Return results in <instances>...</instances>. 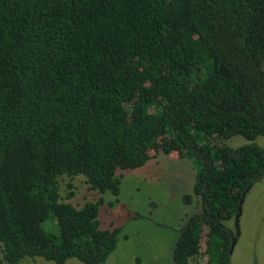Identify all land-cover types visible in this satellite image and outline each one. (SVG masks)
<instances>
[{
  "label": "trees",
  "instance_id": "16d2710c",
  "mask_svg": "<svg viewBox=\"0 0 264 264\" xmlns=\"http://www.w3.org/2000/svg\"><path fill=\"white\" fill-rule=\"evenodd\" d=\"M260 134L264 0H0L7 264L36 255L104 262L121 228L100 227L102 193L115 195L112 205L117 170L160 153L199 161L181 195L198 210L173 242V264H228L234 235L223 220L264 174ZM233 135L247 142L227 144ZM78 173L97 191L79 206L62 198L59 181Z\"/></svg>",
  "mask_w": 264,
  "mask_h": 264
},
{
  "label": "rangeland",
  "instance_id": "374dc122",
  "mask_svg": "<svg viewBox=\"0 0 264 264\" xmlns=\"http://www.w3.org/2000/svg\"><path fill=\"white\" fill-rule=\"evenodd\" d=\"M264 145V134L255 139ZM227 144L236 146L247 142L241 135H233ZM199 161L188 157L171 159L165 154L146 160L134 168L117 170L120 192L113 200L109 190L102 193L98 218L100 227L118 225L121 228L116 247L106 260L98 264H173L171 249L181 225L198 210L196 198L190 203L182 200V194L190 192ZM62 198L75 205L97 197L84 182L81 173L59 177ZM68 182L72 183L68 187ZM69 189L72 197H66ZM232 230L234 239L229 250V264H264V174L258 176L244 191L238 211L223 220ZM46 228L58 233L54 218L44 221ZM126 235V237L124 236ZM0 264H7L2 258ZM21 264H53L43 256H26ZM63 264H88L70 257Z\"/></svg>",
  "mask_w": 264,
  "mask_h": 264
},
{
  "label": "flooded vegetation",
  "instance_id": "af4514ba",
  "mask_svg": "<svg viewBox=\"0 0 264 264\" xmlns=\"http://www.w3.org/2000/svg\"><path fill=\"white\" fill-rule=\"evenodd\" d=\"M228 262H229V256H228ZM229 264V263H228Z\"/></svg>",
  "mask_w": 264,
  "mask_h": 264
}]
</instances>
